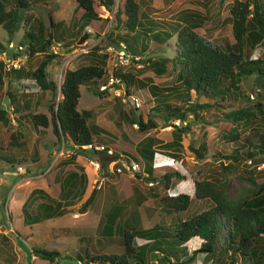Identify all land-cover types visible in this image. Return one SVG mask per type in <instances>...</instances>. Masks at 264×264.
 Returning a JSON list of instances; mask_svg holds the SVG:
<instances>
[{
  "label": "rangeland",
  "instance_id": "obj_1",
  "mask_svg": "<svg viewBox=\"0 0 264 264\" xmlns=\"http://www.w3.org/2000/svg\"><path fill=\"white\" fill-rule=\"evenodd\" d=\"M2 1L6 9L12 7L11 0ZM134 1L138 6L142 27L153 30L177 28L182 25L179 20L181 11L189 10L191 16L201 17L194 29L197 34L223 48L234 42L228 13L233 0ZM258 1L261 5L264 4V0ZM118 2L120 0L114 1L110 12L100 7L97 0L93 2L96 14L104 19L101 36H95L88 25H82L83 18L75 0L31 3L28 8L19 10L16 28L11 32L0 26V264H82L83 260L78 261L72 256L73 251L79 252L85 246L91 251L116 253V242L121 239L123 228L134 233V243L142 247L138 250L144 253L146 264H157L161 253L150 251L149 236L145 230L161 227L173 231L178 227L179 221L205 208L206 202L193 199V179L224 178L226 196L232 200L258 190L259 186L264 188V150L254 148L258 146L261 136H264V99L262 111H256L255 107L248 108L255 112L248 119L232 121L224 115L235 106L251 107L255 104L259 89L253 78L254 74L239 81V94L234 97V106L222 101L221 107H206L198 110L194 117L188 114L185 124L180 125L186 126L180 144L163 147L162 143L171 140L172 126H162L155 111L151 109L154 100L148 93V86L162 88L173 84L175 61L167 62L165 71L157 73L147 62L138 63L132 59L177 57L176 34L171 32L165 39V44L161 45L153 43L148 32L143 36L135 35L129 44L122 43L125 52L134 57L129 60L127 58L126 63L118 65L114 57L116 52L107 47L113 45L116 48L118 35L131 34L123 23L112 18ZM36 22L41 23L45 36H51L49 47L59 43L58 53L44 68L46 79L55 84L56 99L60 98L59 84L66 68L72 69L85 63L84 55L94 45L99 46V53L107 54L105 72L98 87L102 93L95 94L92 86L80 85L76 108L90 112L87 121L93 130V141L115 148V154L135 161L139 172L131 175L110 172L100 175L99 170L98 176V171L95 172L89 163H99L102 155L84 148L74 156L73 152L76 150L57 141L50 123L44 127L30 122L28 115L35 113L45 114L49 119L47 105L51 97V91L37 88L30 75L40 53L28 57L23 51V30ZM108 33L114 42L106 38ZM262 46L264 48V38ZM242 56L244 59H253L261 56V51L244 44ZM6 58L16 59L18 67H7ZM114 67L131 74L138 82L134 89L136 93H132L140 103L138 109L133 110L126 100L123 101L106 87L107 77ZM194 99L191 94L190 100ZM226 101H232L231 97ZM197 102H205V99L198 97ZM15 107L28 112L26 119L14 111ZM129 110L140 114L144 119L150 115L156 126L147 132L138 131L137 126L128 121ZM147 137L157 140L149 147L152 151L151 160H146L139 152ZM200 142L204 143L205 151L197 158L190 146L196 148ZM251 146L252 155L248 156L245 152L250 151ZM226 154L234 155L235 159L223 158ZM148 167L159 175L165 169L172 168L182 176L170 177L165 187L161 180L143 179L147 176ZM68 172H72L75 181L80 172L84 173L85 188L81 196L65 205L63 214L34 221L41 203L52 204L61 198V184ZM101 176L103 179L100 180ZM91 188L95 189V195L85 211L80 213L77 208ZM180 192L187 193L192 198L184 211L175 213L162 208L159 202L161 195ZM110 213L115 214L114 221L107 219L112 227H117L115 240L100 236L102 225L106 217H110ZM262 236L264 237V233ZM30 246L55 249L59 254L52 261H47L33 255L28 250ZM182 246L188 256L198 246V239L189 238ZM65 255L72 257L65 258ZM222 260H225V264L230 263L222 248L220 234L212 257L194 253L191 260L184 264H222ZM233 264H239V259Z\"/></svg>",
  "mask_w": 264,
  "mask_h": 264
},
{
  "label": "trees",
  "instance_id": "obj_2",
  "mask_svg": "<svg viewBox=\"0 0 264 264\" xmlns=\"http://www.w3.org/2000/svg\"><path fill=\"white\" fill-rule=\"evenodd\" d=\"M44 2V0H11L12 7L6 9L4 2L0 0V26L11 32L16 28L19 19V10L28 8L31 3ZM95 0H75L76 7L83 18L82 25H88L95 36H101V26L103 18H100L93 9ZM115 0H97L100 7L112 11ZM229 20L231 22V33L234 42L225 48L203 38L197 34L194 29L200 23L201 17L191 16L189 10H182L180 21L182 25L177 28L167 30H153L152 28L142 27L139 21L138 6L134 0H120L116 3L112 12L114 21L123 23L125 29L131 31V34L124 33L117 36L119 42L129 44V41L135 35H144L149 33L153 43L157 45L165 44V39L175 33V45L177 46V57H152L134 59L135 62L145 61L150 64L157 73L165 71L167 62H174L176 68L175 82L168 87L158 88L153 85L148 86V93L154 100L151 109L155 111L162 126L171 125L170 120H186L187 115L194 117L198 110L206 107L220 106L222 101L234 106L235 98L239 94V81L248 75L254 74V79L258 86L257 99L253 106H235L230 108L224 115L232 120L248 119L256 111L263 110L262 100L264 99V48L262 39L264 38V4L261 5L258 0H233L228 9ZM124 17L125 19H123ZM110 39V33L105 35ZM51 36L43 33L41 23L36 22L24 28L22 42L23 51L28 57L40 53L36 60L34 69L30 75L33 83L41 90H50L51 97L48 100L47 109L49 119L42 113L29 114L28 118L33 125L47 126L51 124L52 132L57 141L69 145L79 154L78 150L84 149L83 145L93 141V130L88 124L90 112L82 109L77 110L76 104L79 97V86L91 87L95 94H101L98 90L100 80L105 72L106 53H99L98 45L90 47L85 53L86 62L79 64L72 69L66 68L62 74L59 84L60 98L56 99L54 90L55 84L46 79L44 68L50 62L52 57L56 56L48 51L51 43ZM115 42V43H116ZM167 43V42H166ZM246 44L251 48L261 51V56L253 59H244L242 56V46ZM167 45V44H166ZM2 45L0 44V51ZM18 70V69H16ZM111 74L120 78L124 84V93H136L137 88L133 76L121 72L114 67ZM99 79V80H98ZM99 81L96 85V81ZM114 87L117 85L114 84ZM132 87V88H131ZM194 95V100H190V95ZM232 101H226L228 97ZM242 96V95H241ZM198 97H203L205 102H197ZM235 97V98H234ZM133 109V108H132ZM136 110V109H133ZM21 118L26 119L28 112H22L19 107H15ZM128 121L135 124L138 131L147 132L154 126L155 121L149 115L145 119L140 114L128 111ZM171 140L162 143L163 147H172L179 145L182 133L186 126L171 125ZM156 139L147 137L140 147V155L146 160H151L152 151L149 149ZM254 148L264 150V136H261L258 146ZM115 153V148H112ZM195 157H201L205 151V145L200 142L196 148L190 146ZM252 146L250 151L246 150V155H252ZM237 150L235 149L234 152ZM102 155L99 158L100 175L110 174L105 169L106 156L101 151H92ZM133 157L130 153H128ZM223 158L235 159V156L224 155ZM81 170V166H79ZM147 176L143 179L147 181L161 180L166 187L170 177H181L182 175L172 168H167L163 174H156L150 167L146 169ZM106 173V174H105ZM138 175V173H136ZM85 175L80 172L75 176L68 172L62 182L61 198L50 203H41L40 211L35 214L34 221L45 219L50 216L61 215L64 213V206L69 204L77 196H81L85 186ZM193 199L205 203V208L190 215L188 218L179 221L175 230L170 228L152 227L145 230L148 233V245L150 251L161 253L157 264H184L191 260L194 253H203L204 256L212 257L214 255L216 240L222 235V248L226 252L229 264L238 258L239 264H262L264 261V191L259 186L258 190L236 200L229 199L226 196V184L224 178H202L193 179ZM95 195V189H88L82 198L78 212H84L86 206L92 201ZM192 198L187 193H176L173 195L163 194L159 197L162 208L171 210L175 213L184 211L190 204ZM114 212V211H113ZM114 213H117L114 212ZM108 215V214H107ZM106 217L100 230V236H105L108 240H115L116 226L108 222V218L114 221L115 214L110 213ZM223 230V232L221 231ZM122 232V231H121ZM121 234V233H120ZM198 239V246L186 256L185 248L182 243L189 238ZM121 239L116 242V253L96 252L83 246L79 252L73 251L78 261L83 260L82 264H146L144 253L135 245L134 233L123 228ZM122 248V249H121ZM33 255L52 261L58 257V251L55 249H45L30 246L28 248ZM90 250V251H89ZM193 253V254H192ZM71 255H65V258H71ZM172 259V261L170 260ZM225 264V260L221 261ZM21 264V263H19ZM24 264V263H23Z\"/></svg>",
  "mask_w": 264,
  "mask_h": 264
},
{
  "label": "built area",
  "instance_id": "obj_3",
  "mask_svg": "<svg viewBox=\"0 0 264 264\" xmlns=\"http://www.w3.org/2000/svg\"><path fill=\"white\" fill-rule=\"evenodd\" d=\"M123 42H119L118 47L114 48V46H108L107 48L112 49L114 52H116L115 62L118 65L124 64L129 60V56L125 52V47L122 44ZM61 46V45H60ZM59 43L57 42L56 45H50L48 48V51L52 52L53 54L58 53ZM128 58V60H127ZM136 59V57H134ZM16 59H5V63L7 67L11 68H17L18 65L16 64ZM116 84L117 86L114 87L113 85ZM106 87L110 89L113 93H115L117 96H120L123 101H127V103L133 108L138 109L139 108V101L136 96H134L132 93H124V84L123 81L113 76L112 74L108 75L107 81L105 83ZM185 120H179V119H172L171 125L174 126H180L181 124H185ZM135 125V124H133ZM84 148H87L91 151H101L106 156V162H105V169L107 172L115 173V174H133L134 172L138 171V164L130 159H126V157H121L113 152V150L110 147H107L101 143H95L94 141L87 143L83 145ZM92 168L95 170V172L98 171L99 176V170H100V162L92 161L89 163ZM17 169H20L19 166L16 167ZM97 170V171H96ZM103 179V176L100 177V180ZM100 183L97 185L99 187Z\"/></svg>",
  "mask_w": 264,
  "mask_h": 264
}]
</instances>
